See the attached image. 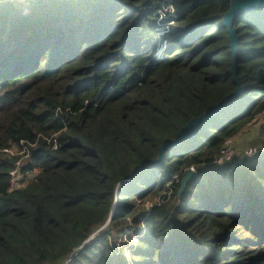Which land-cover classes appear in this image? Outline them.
I'll list each match as a JSON object with an SVG mask.
<instances>
[{"label":"trees","instance_id":"obj_1","mask_svg":"<svg viewBox=\"0 0 264 264\" xmlns=\"http://www.w3.org/2000/svg\"><path fill=\"white\" fill-rule=\"evenodd\" d=\"M231 1H0V264H264V151L211 167L264 114V8L232 22L242 95L142 168L237 90Z\"/></svg>","mask_w":264,"mask_h":264},{"label":"water","instance_id":"obj_2","mask_svg":"<svg viewBox=\"0 0 264 264\" xmlns=\"http://www.w3.org/2000/svg\"><path fill=\"white\" fill-rule=\"evenodd\" d=\"M264 8V0H232L231 1V9L230 11L223 17V26L228 29V33L231 37V47L234 54L233 57V66L230 70V73L233 76V80L235 84H237L238 88L237 90L232 93L230 96L226 97L220 104H218L216 107H214L211 111L206 113L204 116L192 120L184 129L183 133L179 136L178 140L176 142L170 143L169 145L165 146L160 151V156L156 161L150 162L145 164L142 168L147 167H153L160 164L163 160L164 154L167 150V148H173L179 144H181L186 139L192 137L196 131V129L203 124L205 121L209 120L210 118H213L214 116H217L221 113L223 109H226L230 105L234 103V101L243 93V88L240 85L237 77H236V51H237V36L236 31L232 30V22L233 20L242 13H251L255 12L258 9ZM195 172L193 170H189L186 177L184 178L181 190L179 192V195H181L186 188V185L188 182L193 178ZM86 244V243H85ZM84 246H82L80 249H78L73 257L79 253ZM72 259H70L66 264H68Z\"/></svg>","mask_w":264,"mask_h":264},{"label":"rangeland","instance_id":"obj_3","mask_svg":"<svg viewBox=\"0 0 264 264\" xmlns=\"http://www.w3.org/2000/svg\"><path fill=\"white\" fill-rule=\"evenodd\" d=\"M168 13H170V11ZM166 14L167 12L162 10L160 19H164ZM169 17L170 16L168 15L166 18L168 19ZM162 23H164L162 24V27L164 25L166 29H168L169 26L173 24V22L167 23V21L165 23V20ZM229 143H232V146L234 148V155L232 159L234 158L235 161H238L239 159L244 157L251 158L254 155L256 156L258 153L263 152L264 151V114L258 116L251 124V126L247 127L242 132H240L238 136H236L234 140L229 141ZM13 152L15 153V155H20L23 153V151H21L19 148H15ZM25 160L26 159H22V165L24 164ZM190 170L195 171L194 168H191ZM37 175H38V171H35L34 173L27 175L28 178L25 179L24 184L22 185L21 184V180L23 179L22 176L18 172H15L14 186H20L19 189H21L22 187L27 186L28 182L32 181ZM158 202L160 201L158 200ZM146 207L149 209L151 208V205L147 204ZM102 231L103 229H98L95 233H93L90 241L95 239ZM127 243H129L128 239H127ZM256 251L257 250L255 249H246L243 252H241L240 254L242 256L241 258L244 259L250 253H255ZM126 255L128 254L126 253Z\"/></svg>","mask_w":264,"mask_h":264},{"label":"built area","instance_id":"obj_4","mask_svg":"<svg viewBox=\"0 0 264 264\" xmlns=\"http://www.w3.org/2000/svg\"><path fill=\"white\" fill-rule=\"evenodd\" d=\"M0 1H6V0H0ZM9 1L25 4V0H9ZM170 3L171 2L168 1L167 4L164 5V7H163L164 8L163 10L165 12L168 13L170 11L169 16H171L173 13V7H172V4L170 5ZM161 14H162V10L157 11V16H159L158 21H157V25L159 27V29H158L159 35H163L166 32V30H168V29L163 28L161 26L163 24L162 23L163 19H160ZM164 19H165V17H164ZM171 22H173V21H170L168 23H171ZM172 25L173 24H171L170 26H172ZM22 147H23V145H22ZM22 147H21V151H23V153L20 155H17V156H22V159H28V157H29L28 149H25ZM13 151H14V149H12L11 151H6V153L9 155H15V153ZM233 155H234V148L232 146V143H229V142L225 143L223 148L219 152V154L214 157V159L211 163V167L217 168V167H222L224 165L230 164L234 160V158L232 159ZM254 156H252V157H254ZM22 159L20 162L17 163L16 170L12 172L11 180H10L11 191L12 190L15 191V190H18L20 188V186H14V175H15V172H18L20 174L21 168L23 166L22 165Z\"/></svg>","mask_w":264,"mask_h":264},{"label":"bare ground","instance_id":"obj_5","mask_svg":"<svg viewBox=\"0 0 264 264\" xmlns=\"http://www.w3.org/2000/svg\"><path fill=\"white\" fill-rule=\"evenodd\" d=\"M173 13H174V10H173ZM173 13H172V15H171V16H172V17H175V16L173 15Z\"/></svg>","mask_w":264,"mask_h":264}]
</instances>
